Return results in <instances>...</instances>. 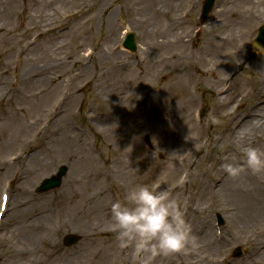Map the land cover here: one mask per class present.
Returning <instances> with one entry per match:
<instances>
[{
	"label": "bare ground",
	"instance_id": "obj_1",
	"mask_svg": "<svg viewBox=\"0 0 264 264\" xmlns=\"http://www.w3.org/2000/svg\"><path fill=\"white\" fill-rule=\"evenodd\" d=\"M139 1L36 0L34 9L28 13L19 9L15 0H0V36H4L5 24L9 25L11 18L19 23L24 19L21 27L27 37L40 35L39 42L34 40L33 44L49 43L50 51H45L47 58L52 59L51 64L38 66L39 74L29 75L27 67L34 58L29 56L31 47L24 40L13 49L10 61L0 67V138L3 141L0 148L8 151L15 137H20L17 139L20 148L13 154L14 163L10 165L1 161L0 171L10 170L12 181H21L52 172L50 168L54 162H65L69 170L63 188L54 200L62 216L56 220L52 236L70 228L82 231L86 239L85 244L68 259L62 258L56 250V253L46 257L44 264H107L108 261V264H131L130 257L126 258L129 252L120 250L115 234L108 231L107 220L110 203L122 200L127 190L138 181L134 164L139 159H134L133 153L139 148L135 147L136 140H132L131 136L135 128L126 126L132 120L129 109H126L130 105L127 103L135 92L134 89L124 90L126 85L141 86L140 80L145 75L147 84L153 85L159 92L167 90L169 96L181 93L184 98V102L180 98L178 107L175 105V109L165 111L149 127L155 141L153 152L163 153L164 158L156 162L151 155L147 156V164L151 166L147 172L155 178L153 183L168 188L182 203L185 218L192 225L200 245L186 254L172 255L170 260L165 256L161 263L156 264H229L225 260L224 244L233 240L238 242L240 238H236V232L244 236V225H256L264 218V198L256 199L264 191V175L245 172L233 179L219 168L225 155L240 162L238 158L243 157L244 147L254 146L264 151V146H256L255 140H249L255 132L264 133V116L256 118V112L251 111L238 114L227 111L229 101L226 94L232 85H227L225 80L228 72L245 60L244 47L250 41L253 27L264 19V0H221L211 23L203 32L202 43L195 41V29L188 26L183 18L165 28L152 23L155 17L161 19L166 12L162 7L154 6L157 1L161 5L163 0H150V12L145 11L147 5L139 6ZM74 3L82 4L79 9L87 12L84 20L93 19L88 25L81 20L70 28L64 15L55 16L49 10V5H56L60 9L67 7L70 13L75 14ZM103 4L104 8H101ZM114 19L146 38L140 50L142 54L133 69L122 59L123 54L117 47L119 29L113 23ZM96 25L98 28L105 26L103 37L98 40L93 32ZM74 27L72 36L82 44V51L72 47L64 58H58L66 46V37ZM88 36L91 40L86 45L85 37ZM8 73L12 75L11 80ZM250 73L257 77L258 84L259 78L264 77V65L256 64ZM73 80L78 82L79 87L73 89L70 83ZM28 81L38 86L30 99L35 101L39 96V100L46 99L36 106H17L14 93L23 82ZM56 86L60 89L59 93L49 106L47 102ZM81 86L88 90L86 100L75 94L76 88ZM242 86L241 89H244ZM200 88L208 91L211 97L208 112L205 113L213 114L226 123L220 126L219 134L210 145L212 150L225 148L215 152L217 157L214 162L204 152V141L207 139L210 143L211 136L207 128H201L193 118V112L198 108L194 91ZM258 88H261L260 84ZM261 92L256 90V93ZM261 99L263 102L259 108L264 110V94ZM83 104L88 110L87 127L95 126L102 134L101 145L92 146L84 132L70 123L75 107L81 108ZM179 109L186 113L181 122L176 115L180 113ZM32 114L39 115L38 119L31 118ZM184 125L191 128L188 140H183ZM38 132L41 143L34 147L32 138ZM174 141L179 145H175ZM126 152H133L131 159ZM140 159L146 158L142 155ZM114 186L125 191L122 196L119 192L118 197L109 193ZM189 186V201L183 203L182 193L189 190ZM203 199L205 204L202 205L205 206L202 207L199 204ZM228 201L235 205H228ZM215 210H220L230 223V228L223 231L220 239H216L210 220ZM16 213L20 214V211ZM96 213L102 215L105 221L100 226L94 223ZM10 215L13 217L14 213L10 212ZM42 215L36 220L28 216L20 219L25 222L26 228L31 229L28 233L47 235L50 225ZM190 215H195V219L191 221ZM86 225L98 226L92 239L85 232ZM15 233L17 230L12 232ZM33 240L27 234L18 235L13 242L29 245ZM247 241L252 253L246 264H257V259H264V224L253 231ZM48 244L53 246L56 243L50 241ZM26 253L28 249L22 247V255Z\"/></svg>",
	"mask_w": 264,
	"mask_h": 264
},
{
	"label": "rangeland",
	"instance_id": "obj_2",
	"mask_svg": "<svg viewBox=\"0 0 264 264\" xmlns=\"http://www.w3.org/2000/svg\"><path fill=\"white\" fill-rule=\"evenodd\" d=\"M15 1L17 2V6L19 7V9L25 10L28 13L34 9L35 2H36V0H25V1L15 0ZM166 1L167 2L164 3V0H163L161 2V5H159L158 1L154 4V6L156 7H159V8L162 7V9H164L166 12L165 14H162L161 19H157L155 17V20H153L152 23H157L158 25L161 24V26L165 28V27L170 26L175 21L179 22L180 17H184V20L187 22L189 26H193V27L196 26L197 29L201 31V35L198 41L201 40L202 34L204 32V28H205V27L204 28L199 27V23H198L201 0H166ZM219 1L220 0H218L216 3V6H215L216 9L218 7ZM138 3H139V6L147 5V7L145 8L146 12L151 11L150 9L151 1L150 0H140ZM74 4H75V9H74L75 14L70 13L69 12L70 9L67 7L64 9H60V8H57L56 5H49V10L50 12L52 11V13H55V16L57 14L64 15V17L67 18V21L70 24V28H71L72 25L76 24V22L84 20L88 16L87 12H83V10L81 11L79 9V7L82 8V4L80 3H74ZM114 5L112 6L113 8H114ZM263 6H264V1L262 2V7ZM70 7H72V5H70ZM112 7L108 8L105 11V13L107 14ZM101 8H104V4L102 5ZM210 17H213V16H210ZM92 20H93L92 18H87L86 20H84L86 21L84 25H88ZM23 21L24 19L19 23L17 19L13 20V18H11L10 19L11 23L9 25L8 23L5 24L6 30H4L5 31L3 34L4 36L3 37L0 36V67L3 68V64L5 65L6 63L10 61L13 49L16 47V45L26 40V43L29 44V46L31 47L29 56L34 58L33 61L29 62L30 65L27 67V73L29 75L39 74L37 72L38 66H41L43 64H47V65L51 64L52 59L47 58L48 54L45 51V49H48V51H50L49 43H43L38 46H37L38 43L31 44V40L29 41L30 38L27 37V34L24 32V29L21 27V24L23 23ZM263 22L264 20L259 22L256 25V27L253 28L254 35L256 34V30L258 26L262 24ZM113 23L114 24L116 23V26L119 29L116 35V44L119 50H121V53L123 54L122 59L132 68V66L134 67V65L136 64L138 57L142 54L140 50L142 49L143 42L144 40L146 41V38L139 35V31L131 29V32H133L135 35V43L137 45V52L136 53L125 52L121 47V43L123 41L125 32L126 33L130 32L129 28L127 25L122 26L121 21H117V19H114ZM104 30H105V26L103 28H98L96 25L93 28V32L96 35L94 37L97 38V40L101 39L103 37ZM74 31H75V27L66 37V46L61 50V53L59 54L58 58H64V55H66L72 47L79 48V51H82V48H83L82 44L78 41V39L75 36H72ZM40 39H41V36L38 37L37 41L39 42ZM90 40L91 38L89 36L88 38L85 37V44L87 45L88 42H90ZM202 42L203 41H201V43ZM86 48L87 47H85V49ZM249 59H250V53L249 51H246V61L242 65L236 68V70L238 69L236 75H232L229 81L226 78V82L228 81L227 84L232 85V87L230 88V90L232 91V94L227 96L228 101H229V104L226 107L227 111L235 105L236 101L240 102V107L239 105H236L232 108V111L236 110L237 114L238 112L242 113L243 110L249 111L247 109L251 108L252 106H255V104L258 103V99L255 95V91H253L257 87V77L254 76L252 73H250V69H252L256 64L264 65V55L258 56L253 60L251 59L249 60ZM47 75H50V73ZM64 76L66 78H69V76L66 74ZM8 78L9 80H11L12 78V75L9 73H8ZM234 78L235 80L232 83ZM260 81L262 84V89L264 90V77L259 78L258 84ZM140 82H141V86H133V87L131 86L130 87L126 85V88L124 90V91H127L129 89L130 91V89H134V92H135V96L132 97L127 103L130 105L127 106L126 109H129L128 111L132 116V120L130 122H127L126 120L127 122L126 126L128 128H132V127L135 128V130L133 131L131 135L132 140H134L135 138L136 140L135 147H140V149L136 153L132 152L135 156L134 159H139L134 164V170L136 171V174L138 175V181L136 182L135 185L137 184L152 185L153 180L155 178L153 177L151 178L150 173L147 172V169L151 168V166L147 164V156L151 155L154 161L159 162V161H163L162 158H164V155L161 152H153L155 141L153 140V136L150 133L149 127L151 126L152 122L155 119H157V117H159L161 114H163L165 111L175 109V105L178 107V101L181 98V100L184 102V98L182 97L181 93H178L175 96L174 95L169 96V93L167 90L159 92V90H156L153 85L147 84V75L143 76ZM77 83L78 82L76 80L72 81L73 89L75 87H79V85L77 86ZM241 86L244 89H241ZM37 89H38L37 84L33 82H29V81L23 82V84L14 93L16 97V105L19 106L21 104L25 106L27 105L36 106L37 103L46 99L44 97L43 100H39L40 96L35 101H32L30 99V95L34 94L37 91ZM59 90L60 89H58V86H56L53 89V95L51 96V98H49L47 102L49 106L51 105V102L54 100V98L59 93L58 92ZM75 94H77V96L81 97L83 100H86V97L88 95V90L86 87L81 86L79 89L76 88ZM240 95H243V97L240 98ZM197 96H198L197 102L198 103L201 102L203 105H205L204 107L207 108L209 104L211 103L210 94L207 93L205 89L200 88ZM179 111L180 113L179 114L176 113V115L177 117H180V122H181L182 118L184 117L186 118V113L181 109H179ZM187 112H188V109H187ZM84 115L88 116V110L86 109V106L84 104L81 105V108L75 107L74 116H73V119L70 120V123L72 124L74 123L75 127L84 129V127L87 124L86 123L87 121ZM255 116L256 118H261V116H264V110L258 109V111H256L255 113ZM32 117H34L37 120L39 115L32 114L31 118ZM213 118H215L218 121V123H212ZM204 119L205 121L203 124L205 123L206 125L207 123L209 124L208 131L211 136V140L212 139L215 140L216 139L215 137L218 134V130L220 129V126L222 124L224 125L226 124L225 121L224 123H222V121L219 120L213 114H205ZM188 124H191V123L188 122ZM190 129H191L190 127H187L185 125L183 126L182 128V131H184L183 140L184 139L188 140V137L190 136ZM85 133H86L87 138L92 144L94 143L96 145L102 144L104 138L102 134L98 132L95 126H89V131L85 130ZM145 136H147L149 139V144H150L149 148L144 145ZM18 138L20 137L19 136L15 137L8 151L6 150L2 151V148H0V162L6 161L7 158L10 161L11 157H13L14 152L20 148V144H18L17 142ZM249 140H251L250 142L255 140L256 146H259V145L264 146V133L255 132L249 137ZM1 142L3 141H1V138H0V143ZM32 142H33L32 146L34 147L38 146L41 143V137L39 135H36L35 138L34 137L32 138ZM138 142H139V145H137ZM174 144L179 145L178 142L176 141H174ZM204 145L207 150V148L209 147V142L206 143L205 141ZM216 149L217 150H215L214 153L216 151H221L219 147H217ZM223 149L225 148H222V150ZM126 153L128 154V157L131 159L132 153H129V152H126ZM214 153L212 154V159H213L212 162H214L216 159V155ZM142 155L146 159H140ZM241 159L242 158H238L239 161H241ZM61 166H64L67 169V173H68V170H69L68 165L65 162H61V161L54 162L50 168V171L52 172L46 173L43 175L37 174L35 178L33 179H31L30 177H27L23 179L21 182H18L17 184L13 185L10 197H11V204L16 206V208L14 211H12L14 213L13 217H11V215L8 214L7 219L2 220L1 229L2 228L3 229L0 231V263L2 261H5L10 264H44L46 263L44 261L46 257L52 252L56 253V250L58 254L62 256V258L66 259L67 256H69L73 252H76L81 247V245L85 244L86 239L82 231H77V230L73 231L70 228H65L61 231H58L52 236V228H54L56 220L62 216V214L56 209L54 200L56 199L57 195L62 190L63 186H61L59 190L46 194V195H36L35 194V188L37 187V185L42 180L48 178L50 175L55 174L57 169ZM9 175L10 173L7 170L0 171V190L3 188V184L7 180ZM6 186L7 185H5V187ZM190 190L191 189L189 186V191L186 190V192L184 193L185 196H183L182 198L183 203H185L186 201H189ZM118 192L120 196H122V193H124L125 191L120 189L119 186H114L113 189L109 190V193L115 197L116 196L118 197L117 195ZM260 197L264 198V191H261V194L258 195L256 199H259ZM243 201H245V199H243ZM233 203L234 202L232 201H228V205H232ZM202 204H205V199H203L199 204L202 207L205 206ZM7 211L9 210L7 209ZM16 211H20V214H17ZM263 214H264V209H263L262 215ZM40 215L44 216V218L48 221V224L50 225L47 231V235H41L38 233H28V231H30L31 229L26 228L25 222L21 221L20 219L23 216H28L29 219L36 220L39 218ZM217 216H219L223 221V226L221 227L217 225ZM95 217H96V220L94 223L97 224L98 226H100L102 223L105 222L102 219L103 218L102 215L97 214L95 215ZM194 219H195V215H190V220L192 221ZM210 220H211L212 228L217 227V228L222 229L226 225H228V229L230 228V223L228 222L226 217L223 214H221L220 210L213 212L210 215ZM91 222L92 220L90 221V223ZM76 224L79 225L78 221H76ZM263 224H264V218L261 223H257L256 225H251V224L244 225V229L242 230L243 231L242 235L244 236H239L236 232V236H238L236 238H240L238 242L233 240V241H230L224 244V249L226 251L225 259L227 262H229V264H246V261L249 259L251 251H252L250 247V243L247 241V239L251 236L253 231L261 227ZM86 226H87V230L85 232H87L89 237L92 239V236L94 232L96 231V229L98 228V226H93V227L88 226V225ZM15 230H17V233L12 234V232H14ZM108 231L112 232L110 230ZM27 234L31 235V237L34 238L33 242H30L29 245L25 244L24 242H13V240L15 241L17 239L18 235L23 236ZM66 235H76V236H79L81 240L76 246L71 247V248H65L62 245V239ZM8 241L10 243H8ZM50 241L56 243L57 245L54 244L53 246H49L48 243ZM22 247L28 249V253H26L25 255H22ZM235 247H240L243 253L242 257L238 260H234L231 258L232 249ZM227 250H229L228 253H227ZM128 256L130 257V263L132 264L130 253L127 254L126 258ZM167 257H168V260L171 259V256H167ZM164 258L165 257L157 258L156 263H161L164 260ZM35 261H38L39 263H34ZM52 261H54V259ZM59 261H61V259ZM99 261L100 260H98L97 263ZM256 261H257V264H264V259H257Z\"/></svg>",
	"mask_w": 264,
	"mask_h": 264
},
{
	"label": "clouds",
	"instance_id": "obj_3",
	"mask_svg": "<svg viewBox=\"0 0 264 264\" xmlns=\"http://www.w3.org/2000/svg\"><path fill=\"white\" fill-rule=\"evenodd\" d=\"M212 123L218 121L213 118ZM219 168L233 179L245 172L264 175V151L248 146L240 162L225 155ZM109 211L107 227L115 234L117 247L130 253L132 264H156L159 257L186 254L200 246L184 206L159 184L130 187L122 200L110 203Z\"/></svg>",
	"mask_w": 264,
	"mask_h": 264
},
{
	"label": "water",
	"instance_id": "obj_4",
	"mask_svg": "<svg viewBox=\"0 0 264 264\" xmlns=\"http://www.w3.org/2000/svg\"><path fill=\"white\" fill-rule=\"evenodd\" d=\"M210 0H208V2H209ZM264 30V29H263ZM263 30L261 31V34H262V32H263ZM56 184H57V182H56ZM67 242H70V240H68Z\"/></svg>",
	"mask_w": 264,
	"mask_h": 264
}]
</instances>
